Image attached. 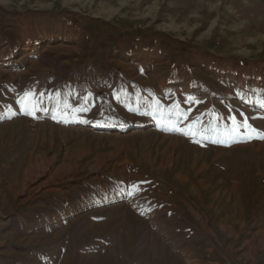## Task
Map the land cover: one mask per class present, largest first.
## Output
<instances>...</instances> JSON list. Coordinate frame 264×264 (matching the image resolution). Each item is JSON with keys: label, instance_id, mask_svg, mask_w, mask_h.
Segmentation results:
<instances>
[{"label": "rangeland", "instance_id": "374dc122", "mask_svg": "<svg viewBox=\"0 0 264 264\" xmlns=\"http://www.w3.org/2000/svg\"><path fill=\"white\" fill-rule=\"evenodd\" d=\"M261 137L264 0H0V264H264Z\"/></svg>", "mask_w": 264, "mask_h": 264}, {"label": "trees", "instance_id": "16d2710c", "mask_svg": "<svg viewBox=\"0 0 264 264\" xmlns=\"http://www.w3.org/2000/svg\"><path fill=\"white\" fill-rule=\"evenodd\" d=\"M172 79L169 81V84L172 83ZM190 87H194L196 88V85H194V83H190L189 85ZM197 92H200L201 89L200 88H196ZM219 97V95H218ZM75 185H77L78 187L76 188L77 190L76 193L77 195L76 196H72L70 198H73V199H70V200H67V201H64L63 205H57L55 208H56V213L58 216H62L63 214H65L66 212H69L70 210H73L74 208L84 204L86 202V198L88 197H93L94 196V199L95 200H99V201H103L107 198H110V194H98L96 195L95 193H92L93 192V188L89 191V185L88 183H83V182H79V183H74ZM82 188V189H81ZM87 189V190H86ZM82 190H84V193L82 192ZM72 200V201H71Z\"/></svg>", "mask_w": 264, "mask_h": 264}, {"label": "snow or ice", "instance_id": "6c2138e0", "mask_svg": "<svg viewBox=\"0 0 264 264\" xmlns=\"http://www.w3.org/2000/svg\"><path fill=\"white\" fill-rule=\"evenodd\" d=\"M261 138H264V137H261Z\"/></svg>", "mask_w": 264, "mask_h": 264}]
</instances>
